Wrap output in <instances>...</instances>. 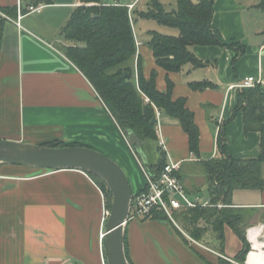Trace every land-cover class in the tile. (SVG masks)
Masks as SVG:
<instances>
[{
    "label": "crops",
    "instance_id": "0c3cea01",
    "mask_svg": "<svg viewBox=\"0 0 264 264\" xmlns=\"http://www.w3.org/2000/svg\"><path fill=\"white\" fill-rule=\"evenodd\" d=\"M137 1L113 3L130 6ZM260 1L215 0L213 25L226 43L245 44V52L238 54L236 47L194 45L193 52L208 62L203 67L186 64L179 72L167 73L156 64L147 38L137 33L145 74L157 69L161 90L166 89L169 75L175 84L174 98L186 97L187 106L195 113L199 155L190 151L180 121L160 110L156 113L157 136L166 140L168 162L181 164L179 176L188 194L203 202L211 197L201 162L220 156L217 138L224 121L231 119L226 127L231 155L246 159L261 151V133H246L242 111L235 113L240 89L234 86L248 75L264 77V10L257 6ZM19 3L0 0V139L34 144L61 140L92 147L118 162L130 181V176L134 177V192L142 189L145 178L137 176L132 150L117 121L65 53L70 42L62 30L81 1L21 0V14ZM32 4L42 8L30 11L28 5ZM163 30L179 33L176 28ZM203 80L216 86L191 88V82ZM105 206L103 191L86 172L0 165V264H103ZM232 206L242 215L248 241L255 237L247 264L249 254L256 250L253 243L264 249V189H236ZM126 231L134 264H209L200 255L209 262L222 256L240 264L235 257L243 242L229 225L225 226L221 253L212 232L197 240L200 244L193 243L181 226L166 220L132 219Z\"/></svg>",
    "mask_w": 264,
    "mask_h": 264
},
{
    "label": "trees",
    "instance_id": "16d2710c",
    "mask_svg": "<svg viewBox=\"0 0 264 264\" xmlns=\"http://www.w3.org/2000/svg\"><path fill=\"white\" fill-rule=\"evenodd\" d=\"M80 1L81 4L74 9L62 30L63 37L70 42L65 53L93 84L120 129H131L144 141L143 149L134 147L144 167L156 177L168 163L166 152L158 144L156 108L180 121L188 135L190 151L199 155L200 129L195 121V113L187 106L186 97L174 98L175 84L169 75L166 77V89L161 90L157 86V69H153L148 76L145 74L134 23L139 19H152L178 29V35L155 29L148 31L146 44L153 51L156 64L167 73L179 72L186 64L203 67L208 62L193 52L194 45L236 47L238 54L245 52V44L238 41L226 43L221 31L213 25L215 0H176L177 7L172 10H168L160 0H150L148 7L142 10L137 9L136 4L130 8L126 4L105 0ZM257 6L264 10V0ZM190 86L194 90H202L216 85L203 80L193 81ZM239 111L243 113L246 133H261L260 154L246 159L231 155L226 130L231 119L224 121L217 138L220 156L201 162L207 176L212 206L175 210L174 217L196 240L201 241L212 232L220 253L225 245V226H231L243 242L235 261L246 264L251 244L246 236L242 215L232 206V195L236 189H264V86L240 89L235 113ZM43 145L83 144L55 140ZM153 146L159 155L151 160L147 157V149ZM88 175L103 191L106 207L110 209L112 195L108 186L100 177L91 173ZM219 203L223 207H218ZM147 219L170 221L162 211H153L143 218ZM126 252L130 263L134 264L129 253L127 232ZM200 256L209 264H237L222 256H218L215 262Z\"/></svg>",
    "mask_w": 264,
    "mask_h": 264
},
{
    "label": "water",
    "instance_id": "95a60500",
    "mask_svg": "<svg viewBox=\"0 0 264 264\" xmlns=\"http://www.w3.org/2000/svg\"><path fill=\"white\" fill-rule=\"evenodd\" d=\"M123 132L130 146L143 149L144 141L133 130ZM3 164L27 165L48 171L73 169L100 177L112 195L103 240L107 264H131L126 252V227L134 191L127 173L112 157L83 145L55 147L0 139V165Z\"/></svg>",
    "mask_w": 264,
    "mask_h": 264
},
{
    "label": "built area",
    "instance_id": "2783aa9c",
    "mask_svg": "<svg viewBox=\"0 0 264 264\" xmlns=\"http://www.w3.org/2000/svg\"><path fill=\"white\" fill-rule=\"evenodd\" d=\"M20 3H19V10H20L19 12L21 14L22 6ZM133 6L134 5H130V8H132ZM41 8H42L41 4L28 5V9L30 11H39ZM140 44L141 42H137V45ZM257 85L264 86V77L261 74L245 76L234 86L238 89H244V88H252ZM158 111L159 110L156 108V113ZM158 126L159 125L157 122V127H156L157 133H158V129H157ZM122 133L126 139L123 130ZM158 144L161 147V149L166 152L167 149L166 140L159 135H158ZM130 148L136 154L135 149L132 146H130ZM140 165L145 175L146 182H145V186L142 188L141 191L139 190L134 192L130 220L143 219L149 216L153 211H162L168 216L169 220L173 224H175L177 227H180V225L178 224V222L174 217L175 210L187 209L197 206H202V207L212 206L211 201L208 200L202 202L200 201L199 198L191 197L188 194L179 176V169L181 167L180 163L168 162L164 167V169L161 171V173L156 177H153L149 173V171L144 167L141 161H140ZM217 206L222 207L223 204L219 203ZM109 214H110V209H108L105 206L104 220H107ZM186 235L193 243L200 244L196 239H194L190 235L188 234ZM104 237H105V232H102L101 234L102 248H103ZM103 257H104L103 264H107L105 255Z\"/></svg>",
    "mask_w": 264,
    "mask_h": 264
},
{
    "label": "rangeland",
    "instance_id": "374dc122",
    "mask_svg": "<svg viewBox=\"0 0 264 264\" xmlns=\"http://www.w3.org/2000/svg\"><path fill=\"white\" fill-rule=\"evenodd\" d=\"M113 1H115V0H109V2H113ZM120 1H134V0H120ZM160 1L165 5V7L168 10H172V9H175L177 7L176 0H160ZM194 1H197V0H194ZM149 2H150V0H139L136 3V8L141 9V10L146 9L148 7ZM256 12H258V11H255V14L257 15L258 13H256ZM134 28H135L136 34L138 33L141 37L148 38V31L149 30L155 29V30L163 32L164 31L163 29L172 28V27L161 25L160 23H158L157 21L152 20V19H139L134 23ZM176 30H178V29H176ZM164 33H168V32H164ZM173 35H178V32H177V34H173ZM155 148L156 147L153 146L152 148L147 149L148 159H151V160L155 159V157H157L159 155ZM136 155L137 154H135L133 151L131 152V159L133 160V162H135V167L134 166L133 167L136 170L137 176H141V177L144 176V178H145L143 171H141L142 167L140 165V161H141V163L143 161L140 157H139L140 158L139 159L138 156H136ZM140 167H141V169H140ZM130 173L131 172H129V174ZM130 177H131V181L133 182V187L136 188L137 186H136V182L134 181V177L132 175ZM145 180H146V178H145ZM203 200L204 199H202V202H203ZM103 250H104V247H103Z\"/></svg>",
    "mask_w": 264,
    "mask_h": 264
},
{
    "label": "clouds",
    "instance_id": "9594fccd",
    "mask_svg": "<svg viewBox=\"0 0 264 264\" xmlns=\"http://www.w3.org/2000/svg\"><path fill=\"white\" fill-rule=\"evenodd\" d=\"M257 236L260 235L259 232L256 233ZM250 242L255 240V237L250 236L249 237ZM252 247L254 249H258L261 247L260 244L253 243ZM247 264H264V253L261 252H252L249 254V259L247 261Z\"/></svg>",
    "mask_w": 264,
    "mask_h": 264
},
{
    "label": "bare ground",
    "instance_id": "6f19581e",
    "mask_svg": "<svg viewBox=\"0 0 264 264\" xmlns=\"http://www.w3.org/2000/svg\"><path fill=\"white\" fill-rule=\"evenodd\" d=\"M258 250H259V251H258ZM258 250H257V249H256V250H252V252H260V251H262V253H264V249H258ZM252 252H251V253H252ZM248 259H249V257H248Z\"/></svg>",
    "mask_w": 264,
    "mask_h": 264
}]
</instances>
